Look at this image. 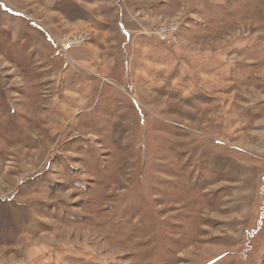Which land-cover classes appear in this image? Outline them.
Returning a JSON list of instances; mask_svg holds the SVG:
<instances>
[{"label": "rangeland", "instance_id": "obj_1", "mask_svg": "<svg viewBox=\"0 0 264 264\" xmlns=\"http://www.w3.org/2000/svg\"><path fill=\"white\" fill-rule=\"evenodd\" d=\"M263 156L264 0H0V264H264Z\"/></svg>", "mask_w": 264, "mask_h": 264}, {"label": "crops", "instance_id": "obj_2", "mask_svg": "<svg viewBox=\"0 0 264 264\" xmlns=\"http://www.w3.org/2000/svg\"><path fill=\"white\" fill-rule=\"evenodd\" d=\"M58 11L61 13V15H66L64 3L59 4ZM120 27L124 36L130 39L128 28L124 27L122 24ZM48 40L49 42L53 43V41H51L52 39L50 40L48 38ZM107 41L108 36L97 31V34H95L92 38V42L88 44V46L74 51L73 57L78 61V63L82 64L83 66H88L96 73L105 71L107 73L106 80L117 82L118 76L114 74L118 71V67L121 66L122 63L118 54H113L115 51L114 49L109 48Z\"/></svg>", "mask_w": 264, "mask_h": 264}, {"label": "built area", "instance_id": "obj_3", "mask_svg": "<svg viewBox=\"0 0 264 264\" xmlns=\"http://www.w3.org/2000/svg\"><path fill=\"white\" fill-rule=\"evenodd\" d=\"M177 28V23L161 27L159 28L158 35L162 40H167L171 35H173L174 32H176ZM90 39V35L82 33L71 37H62L57 42L54 39L53 41L56 43V47L58 48L59 52L63 53L64 55L65 52L80 47Z\"/></svg>", "mask_w": 264, "mask_h": 264}]
</instances>
